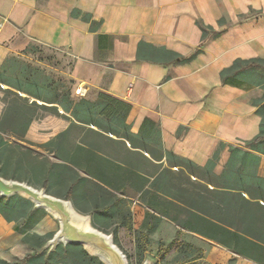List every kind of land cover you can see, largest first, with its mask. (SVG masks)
Masks as SVG:
<instances>
[{
    "label": "crops",
    "instance_id": "crops-1",
    "mask_svg": "<svg viewBox=\"0 0 264 264\" xmlns=\"http://www.w3.org/2000/svg\"><path fill=\"white\" fill-rule=\"evenodd\" d=\"M0 18V69L32 41L66 48L76 86L100 101L129 105L124 120L132 134L146 118L153 121L162 147L174 155L203 166L221 145L220 173L229 146L245 148L260 133L264 87L224 84L219 71L237 58H264V0H0ZM200 24L220 34L202 42ZM139 42L155 47L144 49L148 58L137 59ZM200 46L186 63L166 53L187 56ZM13 225L0 215V259L6 262L33 251L22 240L27 233ZM35 229L43 236L48 223L40 220Z\"/></svg>",
    "mask_w": 264,
    "mask_h": 264
},
{
    "label": "rangeland",
    "instance_id": "rangeland-1",
    "mask_svg": "<svg viewBox=\"0 0 264 264\" xmlns=\"http://www.w3.org/2000/svg\"><path fill=\"white\" fill-rule=\"evenodd\" d=\"M73 62L74 57L66 48H55L45 42L32 41L25 51L9 57L1 66L0 80L13 84L19 81L24 87L33 83V88L37 86L35 90L41 96L47 95L56 102L67 103L83 98L72 97L76 86V80L71 78ZM89 91L85 94V99L91 100L93 95L94 101H104H100L94 92ZM33 98L38 105L31 104ZM55 105L56 108L51 107ZM112 105L97 106L92 113L104 125L109 122L122 132L123 127L118 121H110L106 117L108 113L117 110ZM81 125L83 124L75 120L70 111L64 112L61 105L44 102L0 81V176L25 181L44 189L46 193L70 200L73 208L86 216L92 225L113 236L116 245L126 254L128 264H143L144 260L153 264H236L242 259L258 264L196 232L179 229V234H176L178 228L166 217L161 218L153 231L146 233L141 229V224L147 207L140 199V192L131 183L125 181V184L123 182L118 186V181H115L117 189L108 188L104 192L91 185V179L78 167L73 168L68 161L76 156L84 158L91 155L74 150L77 145L83 144L87 149H92L94 154L107 160L109 169L114 172L111 173L113 179H120L118 171H114L119 160L124 161L130 169L148 175L162 169L157 164L159 162L142 150L136 149L139 151L132 153L126 151L121 144L113 142L112 139L119 138L115 135L103 132L93 125ZM89 127L111 139L88 131ZM162 162L163 165H168L163 159ZM214 172L219 173L217 165ZM170 173L171 187L180 181L184 182L175 167ZM152 177L150 176V180ZM191 179H195V176L192 175ZM107 204L116 208L107 210ZM32 209L27 217L11 223L14 224L13 227L23 228L27 234L35 235L36 223L45 220L49 230L43 234V238L47 241L58 229L59 223L45 209L34 206ZM45 244L39 252L48 254L52 249ZM60 245L64 251L67 244ZM75 246L80 248L64 251L67 263L74 260L77 264H103L80 244Z\"/></svg>",
    "mask_w": 264,
    "mask_h": 264
},
{
    "label": "trees",
    "instance_id": "trees-1",
    "mask_svg": "<svg viewBox=\"0 0 264 264\" xmlns=\"http://www.w3.org/2000/svg\"><path fill=\"white\" fill-rule=\"evenodd\" d=\"M199 27L202 31V42L220 34V31H213L209 26L200 24ZM201 46L187 56L170 51L166 53L170 61L186 63L201 52ZM137 47V59L148 58V54L143 52L145 48H155L145 42H139ZM156 49L164 48L158 46ZM219 73L221 82L224 84L231 85L247 81L264 87V58H237ZM0 81L44 102L57 103L66 111L71 110L73 118L83 124L81 126L93 125L103 132L122 137L130 143L131 148H138L159 162L157 164L162 169L153 175H148L130 169L124 161L119 160L114 171H118L120 179H113L111 173L114 172L109 169L107 160L94 154L92 149H87L83 144L77 145L74 150L91 155L84 158L76 156L68 161L73 168L78 167L91 179V185L93 184L104 192L108 188L117 189L115 181H118V186L123 182L125 184V181L131 183L140 192V199L147 207L141 224V229L146 233L153 231L161 218L166 217L178 228L176 234H179V229L196 232L235 254L258 264H264V176L261 177L257 173L261 160L260 155H264V104L257 109V112L263 115L260 133L248 140L245 148L236 145L229 146L228 160L220 173L216 174L214 168L219 161L221 145L203 166L196 164L193 160L174 155L162 147L159 128L150 119L146 118L143 121L137 133L132 134L129 131L130 127L124 120L130 109L126 103L79 99L74 103L69 101L64 104L61 101L56 102L50 99L47 95L41 96L35 90L38 87L33 88L35 85L33 83H30L29 87H24L19 81L16 84ZM24 99L27 100V98ZM31 104L38 105L35 100H32ZM103 104H113L112 106L116 107L117 110L108 113L106 117L110 121H118L123 127L122 132L113 124L108 122L104 125L101 120L95 118V114L92 113L93 109ZM40 106L46 107V105ZM87 130L102 135L100 131L93 128L89 127ZM102 136L111 139L107 135ZM112 140L121 144L128 152L139 151L127 148L125 141L121 139ZM143 158L148 160L145 156ZM162 159L167 161L168 165H163ZM174 167L184 182L180 181L171 187L169 175ZM192 175L195 179H191ZM150 176H153L151 180ZM67 195L71 196L69 193ZM32 207L33 204L21 195L0 196V214L7 221H17L21 217H27L32 212ZM113 208L116 207L107 204V210ZM15 230L20 233L25 232L23 228L15 227ZM22 240L33 248V253H27L22 260L6 262L0 259V264H77L74 260L67 263L64 251L78 250L80 246L67 244L63 251L59 244L47 254L39 252V249L47 242L43 236L26 234Z\"/></svg>",
    "mask_w": 264,
    "mask_h": 264
},
{
    "label": "water",
    "instance_id": "water-1",
    "mask_svg": "<svg viewBox=\"0 0 264 264\" xmlns=\"http://www.w3.org/2000/svg\"><path fill=\"white\" fill-rule=\"evenodd\" d=\"M33 100H35L33 98ZM21 195L34 207L50 212L59 223L58 229L46 242V247L54 249L59 244L81 245L91 256L103 264H128L127 256L114 242L113 236L98 229L88 218L73 208L70 200L60 198L28 184L25 181L7 179L0 176V196ZM143 264H153L144 260Z\"/></svg>",
    "mask_w": 264,
    "mask_h": 264
},
{
    "label": "built area",
    "instance_id": "built-area-1",
    "mask_svg": "<svg viewBox=\"0 0 264 264\" xmlns=\"http://www.w3.org/2000/svg\"><path fill=\"white\" fill-rule=\"evenodd\" d=\"M74 93L78 96H84L86 94V89L84 87V85L82 84H78L76 87H75V90H74Z\"/></svg>",
    "mask_w": 264,
    "mask_h": 264
}]
</instances>
